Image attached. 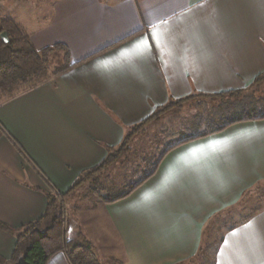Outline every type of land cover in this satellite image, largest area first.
<instances>
[{
    "label": "crops",
    "instance_id": "1",
    "mask_svg": "<svg viewBox=\"0 0 264 264\" xmlns=\"http://www.w3.org/2000/svg\"><path fill=\"white\" fill-rule=\"evenodd\" d=\"M6 1L0 19L22 25L37 49L67 45L79 62L0 104V127L31 161L0 134V222L14 229L172 99L244 89L264 74V0ZM262 184L264 119L240 122L172 149L124 199L67 200V235L83 232L101 264H261L264 205L211 249L205 238L214 217ZM15 243L0 228L5 264ZM48 264L70 263L58 252Z\"/></svg>",
    "mask_w": 264,
    "mask_h": 264
},
{
    "label": "trees",
    "instance_id": "2",
    "mask_svg": "<svg viewBox=\"0 0 264 264\" xmlns=\"http://www.w3.org/2000/svg\"><path fill=\"white\" fill-rule=\"evenodd\" d=\"M3 32L7 33L8 42H5L1 37ZM77 64L79 62L71 61L67 45L56 43L37 49L32 43L29 33L22 25L9 18L0 19V104L23 91L39 86L52 77L69 71ZM263 79L264 74H261L250 86L240 90L213 94L197 93L183 99H172L166 106L156 110L147 120L129 127L121 143L117 147L108 149V153L101 164L82 172L69 192L61 194L52 188L51 192L47 193V206L39 219L16 229L0 222L1 229L16 237L10 260L14 264H48L52 256L58 252H64L70 264H101L95 253L94 245L83 232L80 231L73 236L67 235L69 220L66 205L67 197L83 182H92L91 189L97 197L96 199L105 203L119 201L128 197L135 189L152 177L162 158L172 149L219 133L240 122L264 119V92L260 95L254 91ZM195 97L209 99L213 102L200 103L197 106L193 121L185 126L184 130H181L178 140L167 145L157 161L154 162L151 170L142 172L143 176L131 184L128 183L127 177H124L122 182L112 181L109 186L101 182L97 183L98 178L101 175L103 176L111 165L118 162L121 155L126 154L128 142L135 131L147 127L150 122L159 120L162 114L174 110L175 107L182 106V103ZM0 134L6 135L19 152L30 161L23 149L3 127H0ZM243 200L224 213L239 209ZM255 209L257 208H254L253 211ZM252 213L240 215L238 220L228 224L227 229L233 228L235 223L242 221ZM221 215L218 214L214 217L208 227L215 228L217 224L215 222L219 220ZM206 232H212V230H206ZM210 238L211 235L208 233L205 238V242L208 244L207 247L212 245V242L209 241ZM221 239L222 237L219 238V241ZM214 249L216 252L217 246ZM205 252L206 247L203 246L198 258L204 255ZM195 260L197 258L191 261L195 262ZM5 262L6 259L0 254V264H5Z\"/></svg>",
    "mask_w": 264,
    "mask_h": 264
},
{
    "label": "rangeland",
    "instance_id": "3",
    "mask_svg": "<svg viewBox=\"0 0 264 264\" xmlns=\"http://www.w3.org/2000/svg\"><path fill=\"white\" fill-rule=\"evenodd\" d=\"M2 1L9 3L6 0ZM254 91L260 95L264 92V79L256 86ZM211 101L200 97L187 100L182 103V106L175 107L174 110L162 114L159 120H154L155 122H150L147 127L135 131L133 137L128 142L126 154L121 155L118 162L111 165L103 176L101 175L98 178L99 181L97 183L101 182L109 186L112 181L122 182L124 177H127L130 184L139 180L143 176L142 172L151 170L154 162L157 161L167 145L178 140L181 130H184V127L193 121L197 106L200 103H210ZM92 184V182L80 184L68 196V201L74 204L82 202H86L87 204L92 203L97 198L91 189ZM260 205H264V184L259 185L246 194L239 209H233L230 212L222 214L219 220L215 222L217 223L215 228L208 227L207 231L212 230V233L210 232L212 235L211 242L225 230L228 224L234 223L240 215L252 213L253 209L258 208ZM209 249H211V246Z\"/></svg>",
    "mask_w": 264,
    "mask_h": 264
},
{
    "label": "snow or ice",
    "instance_id": "4",
    "mask_svg": "<svg viewBox=\"0 0 264 264\" xmlns=\"http://www.w3.org/2000/svg\"><path fill=\"white\" fill-rule=\"evenodd\" d=\"M142 39H144V38H142ZM153 39H155V36L154 35H153ZM149 47H150V45H149ZM166 181H167V178H165V182ZM144 198L145 199H149L150 198V194H146ZM261 264H264V261H262Z\"/></svg>",
    "mask_w": 264,
    "mask_h": 264
},
{
    "label": "water",
    "instance_id": "5",
    "mask_svg": "<svg viewBox=\"0 0 264 264\" xmlns=\"http://www.w3.org/2000/svg\"><path fill=\"white\" fill-rule=\"evenodd\" d=\"M1 37L3 38V40H4L5 42H8V36H7V33H6V32H3V33L1 34Z\"/></svg>",
    "mask_w": 264,
    "mask_h": 264
}]
</instances>
